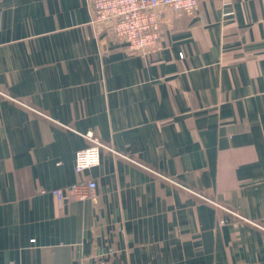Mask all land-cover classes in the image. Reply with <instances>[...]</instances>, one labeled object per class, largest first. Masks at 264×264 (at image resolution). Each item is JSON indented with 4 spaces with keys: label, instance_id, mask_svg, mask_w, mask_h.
Listing matches in <instances>:
<instances>
[{
    "label": "crops",
    "instance_id": "obj_1",
    "mask_svg": "<svg viewBox=\"0 0 264 264\" xmlns=\"http://www.w3.org/2000/svg\"><path fill=\"white\" fill-rule=\"evenodd\" d=\"M90 5L0 0V264H264V0L164 9L144 54Z\"/></svg>",
    "mask_w": 264,
    "mask_h": 264
},
{
    "label": "built area",
    "instance_id": "obj_2",
    "mask_svg": "<svg viewBox=\"0 0 264 264\" xmlns=\"http://www.w3.org/2000/svg\"><path fill=\"white\" fill-rule=\"evenodd\" d=\"M90 4L94 25L112 24L115 35L126 45L128 51L141 54L162 46L164 9L185 11L192 15L199 8V0H90ZM87 137L93 141V144L76 153V172L91 169L101 162L103 144L90 133ZM97 188V181L90 179L71 186L68 194L62 188L48 190L40 187L38 192L51 191L59 201L68 197L86 201L98 198ZM107 257L108 255H95L94 260H90V257H81L80 264H109Z\"/></svg>",
    "mask_w": 264,
    "mask_h": 264
},
{
    "label": "trees",
    "instance_id": "obj_3",
    "mask_svg": "<svg viewBox=\"0 0 264 264\" xmlns=\"http://www.w3.org/2000/svg\"><path fill=\"white\" fill-rule=\"evenodd\" d=\"M185 12V11H184ZM187 14V13H186Z\"/></svg>",
    "mask_w": 264,
    "mask_h": 264
}]
</instances>
